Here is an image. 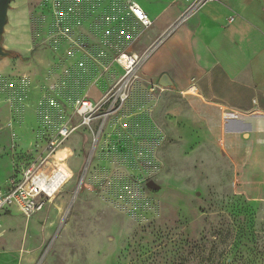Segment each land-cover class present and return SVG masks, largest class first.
I'll return each mask as SVG.
<instances>
[{"label":"rangeland","instance_id":"obj_1","mask_svg":"<svg viewBox=\"0 0 264 264\" xmlns=\"http://www.w3.org/2000/svg\"><path fill=\"white\" fill-rule=\"evenodd\" d=\"M42 1L28 0L24 16L34 49L18 59L20 92L33 82L36 112L31 123H10L29 138L11 143L14 169L40 155L61 123L77 127L74 100L96 102L116 85L118 52L140 53L131 19L117 29H135L129 41H52L44 12L34 13ZM135 76L98 141L77 127L56 151L68 177L53 204L29 220L2 218L0 250L23 251L27 264H264V121L213 106L194 88H161L159 75Z\"/></svg>","mask_w":264,"mask_h":264},{"label":"crops","instance_id":"obj_2","mask_svg":"<svg viewBox=\"0 0 264 264\" xmlns=\"http://www.w3.org/2000/svg\"><path fill=\"white\" fill-rule=\"evenodd\" d=\"M27 1L13 0L10 3L1 42L4 51L16 53L24 59L29 58L34 49L24 17L29 16ZM190 1L43 0L34 13L44 12L47 34L55 32L52 41L61 44L77 42L91 47L102 38L112 39L115 34L124 40L133 39L135 29H117L121 23L134 20L127 4L135 3L152 21V26L145 30L134 20L142 30L136 35V38L140 37V53L122 51L142 54L177 22ZM17 15L23 18L14 19ZM88 52L92 55L100 53L96 48ZM76 53L85 55L81 50ZM16 59L0 57V191L7 190L15 173L12 159L19 151L10 152L11 143L17 140L27 144L29 140L23 124L12 126L10 123L15 118L21 123H31L32 120L25 117L34 118L36 112L35 104H30L31 98L36 97L33 82L32 85L28 82L25 93L20 92L22 65L19 58ZM30 66L29 63V71ZM139 72L149 78L155 75L160 78L165 74L172 86L183 90L194 88L213 106L245 116L250 122L264 121V0H216L206 4L157 45L143 61ZM52 204L46 205L37 215ZM5 216H18L24 220L16 207L1 214L0 245L7 228L1 229V220ZM22 254L20 250H0V264H27Z\"/></svg>","mask_w":264,"mask_h":264},{"label":"built area","instance_id":"obj_3","mask_svg":"<svg viewBox=\"0 0 264 264\" xmlns=\"http://www.w3.org/2000/svg\"><path fill=\"white\" fill-rule=\"evenodd\" d=\"M215 1L192 0L188 2L177 22L142 54L126 51L118 53L114 62L123 72V75L116 85L96 102L86 98L74 100L71 116L78 121L77 127L90 130L93 135V142L98 141L107 121L115 113L116 107L127 100L130 84L133 78L137 79L135 72L143 61L178 25L187 21L206 4ZM127 9L143 29L146 30L152 26V21L135 3H128ZM94 123L97 125L95 131L92 129ZM77 127H73L68 121L61 123L57 128L56 135L47 143L40 155L24 165L15 167L14 176L9 180L7 190L0 191V217L5 210L16 207L22 217L29 220L42 211L46 205L51 204L60 194L67 183L66 178L68 176L55 163L54 155Z\"/></svg>","mask_w":264,"mask_h":264},{"label":"water","instance_id":"obj_4","mask_svg":"<svg viewBox=\"0 0 264 264\" xmlns=\"http://www.w3.org/2000/svg\"><path fill=\"white\" fill-rule=\"evenodd\" d=\"M13 0H0V57H6V51L1 46L3 29L7 23V11L10 3ZM158 85L161 88H170L172 82L167 75H162L159 78Z\"/></svg>","mask_w":264,"mask_h":264},{"label":"trees","instance_id":"obj_5","mask_svg":"<svg viewBox=\"0 0 264 264\" xmlns=\"http://www.w3.org/2000/svg\"><path fill=\"white\" fill-rule=\"evenodd\" d=\"M6 57H8V58H14V57L19 58V56L16 53L7 52V51H6ZM21 60H23V59H21Z\"/></svg>","mask_w":264,"mask_h":264},{"label":"bare ground","instance_id":"obj_6","mask_svg":"<svg viewBox=\"0 0 264 264\" xmlns=\"http://www.w3.org/2000/svg\"><path fill=\"white\" fill-rule=\"evenodd\" d=\"M66 181H67V178H66Z\"/></svg>","mask_w":264,"mask_h":264}]
</instances>
